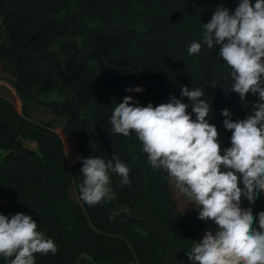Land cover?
Wrapping results in <instances>:
<instances>
[{"label":"trees","instance_id":"obj_1","mask_svg":"<svg viewBox=\"0 0 264 264\" xmlns=\"http://www.w3.org/2000/svg\"><path fill=\"white\" fill-rule=\"evenodd\" d=\"M239 3L0 0V60L12 69L22 102L19 113L0 97V151L5 153L0 191L8 196L0 214L30 216L37 231L54 241L57 252L35 254L36 264H78L82 257L93 264H193L187 255L213 221L200 220L199 210L182 213L167 172L151 166L135 132L115 133L110 119L126 96L141 107L166 104L174 96L189 105L195 120L181 89L198 88L212 108L207 118L221 147H231L222 110L230 111L233 122L244 120L259 96L249 93L241 101L230 90L232 69L219 56V46L202 44L195 55L188 49L194 41L202 43L203 24L218 7L234 14ZM135 87L143 91H126ZM33 107L65 119L64 132L74 138L77 151L73 166L54 127L29 117ZM113 154L129 168L130 183L110 172L115 199L89 206L80 199L81 160L107 161ZM241 208H251L258 218L264 193L251 204L242 198ZM10 259L0 257V264Z\"/></svg>","mask_w":264,"mask_h":264},{"label":"clouds","instance_id":"obj_2","mask_svg":"<svg viewBox=\"0 0 264 264\" xmlns=\"http://www.w3.org/2000/svg\"><path fill=\"white\" fill-rule=\"evenodd\" d=\"M203 29L202 43L192 42L189 53L198 54L202 44L209 49L219 46V56L232 69L230 90L241 101L249 93L259 96L244 120L233 122L230 111L222 110L224 127L232 133L231 147H221L218 130L207 118L212 108L198 88L181 89L182 97L191 101L195 120L187 112L189 105L174 96L155 107L132 106L136 102L126 96L114 108L110 123L125 137L135 132L151 166L167 172L179 193L199 210L200 220L217 226L215 234L208 230L193 244L188 260L264 264V212L254 218L251 208H241L242 198L251 204L264 193V0L254 5L240 0L234 14L218 7ZM81 163L80 199L89 206L115 199L110 172L122 177L123 184L130 183L129 168L115 154L107 161L89 157ZM37 227L30 216L17 213L9 219L0 214V257L11 258L10 264H36L35 254H55L56 244Z\"/></svg>","mask_w":264,"mask_h":264},{"label":"rangeland","instance_id":"obj_3","mask_svg":"<svg viewBox=\"0 0 264 264\" xmlns=\"http://www.w3.org/2000/svg\"><path fill=\"white\" fill-rule=\"evenodd\" d=\"M6 36L5 31H2V38ZM15 82V77L13 75L12 69L7 66L4 60H0V97H3L9 100L17 109L19 113H22V102L18 96L16 89L14 88L13 83ZM29 117L38 122H43L50 124L54 127L55 131L60 135L68 157L69 165L73 166L77 160V151L75 148L74 138L67 136L64 132L65 119L59 116L53 115L50 111L42 108H32L29 111ZM27 147L35 150L36 145L32 143H25ZM5 153L0 151V164L2 163ZM171 190L173 199L180 205V193L175 188L174 183L171 182ZM71 197L74 201H77V195L75 191L71 192ZM184 197V201H189L187 197ZM8 196L7 193L0 191V205H5L7 202ZM191 202V201H189ZM78 264H93V262L88 257H82Z\"/></svg>","mask_w":264,"mask_h":264},{"label":"crops","instance_id":"obj_4","mask_svg":"<svg viewBox=\"0 0 264 264\" xmlns=\"http://www.w3.org/2000/svg\"><path fill=\"white\" fill-rule=\"evenodd\" d=\"M180 197H181L180 198L181 202H180V205H178V208H179V210L182 213L187 214V213H189V212H191L193 210H198L196 208V206L194 204H192V202L184 201V197H182L181 194H180ZM208 230H211L213 232V234H215V232L218 230V228L214 224V222H213V224H211V225L207 226L206 228H204V230L201 232V234L199 236L198 242L203 239L205 232L208 231Z\"/></svg>","mask_w":264,"mask_h":264}]
</instances>
